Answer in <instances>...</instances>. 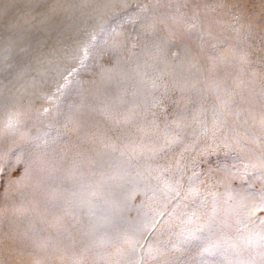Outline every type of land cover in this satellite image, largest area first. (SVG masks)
<instances>
[{
	"label": "snow or ice",
	"instance_id": "obj_1",
	"mask_svg": "<svg viewBox=\"0 0 264 264\" xmlns=\"http://www.w3.org/2000/svg\"><path fill=\"white\" fill-rule=\"evenodd\" d=\"M122 7L127 13L128 5L124 4ZM215 7L205 4L204 17L201 20V12L194 5V23L190 28L201 27L203 22L209 19L208 11L214 10ZM180 8L181 6L177 5L175 13H180ZM160 9L159 4H153L151 8L146 4L137 5L136 18L131 15L122 18L119 13H111L109 20L101 23L98 31L90 34L86 41L78 43L72 49L71 59L78 61V65L70 60L63 71L59 72V79L54 82L55 90L49 97L52 100L63 95L73 82L72 78L78 68L84 67L86 61L94 58L98 48L101 54L106 55L107 62L111 63L115 57L114 69H101L102 73L114 72L109 82L114 85L115 91H104L102 95H98L94 103L87 106V114L81 113L82 119L70 121L65 125L77 133L81 142L88 145L84 148L77 146V155L84 156V160L74 162L73 170H63V176L54 175L43 165L36 173L38 186L49 179L56 181V184L50 185L49 190L42 194L45 197L42 203L46 209L51 205L58 210L52 214V220L44 213L37 212L36 219L30 221L34 230H37V225L41 226L37 230V240L40 241L37 246L50 245V255L59 252L62 261L80 264L77 257L94 253L97 245L111 243V246L115 247L123 242L128 246L126 264H145V258L152 257L154 252L165 257L163 264H179V258L175 256V252L180 250L177 245L170 239L165 241L157 238L158 234H164L166 217L172 215V212L168 211V205L173 204L175 199L177 202L174 208L182 207L187 210L192 206L191 213H184L189 216L186 223L190 225L184 242L198 243L195 251L188 250L189 254L204 257L223 253L228 264H264V216L258 215L264 212V144L260 146L261 154L256 163H251L249 157L242 153H238L236 157L244 165L245 171L252 169L253 175L259 174L257 179L261 181L260 190H242L233 194L229 187L227 199L223 201L222 207L219 206L220 194L216 191L220 180L212 173L222 170L229 173L230 170L227 167L200 170L201 163L206 162L207 157L221 147L236 151L235 145L251 153L248 144L256 142L257 136L264 140V78L259 75L261 65L251 60V45L242 48L239 59L232 65L233 72L229 74L236 87L231 90L225 87L222 91H216L215 102L209 101L205 90L197 87V84L203 83L201 73L199 70L193 73V66L186 58L187 46L183 44L182 37L173 31V25L180 26V21L173 13V5L168 4L163 12ZM111 22L115 23L111 26L108 39H104L105 25ZM129 22L133 25V33L137 25L148 27L150 31L138 36L129 34L125 41L115 43L114 37L124 35L118 29H122L124 24ZM161 32L166 35H161ZM191 34L190 30L185 32V35ZM127 39L134 42L131 48H126ZM101 40L103 45L100 44ZM247 40L245 37L246 43ZM141 42L143 56L139 55L135 48V44ZM125 49L132 53L131 60L121 59L122 50ZM180 53H185V56ZM169 54L171 60L168 59ZM220 63L227 62L221 58ZM12 67L13 65H8V68ZM166 76L170 79L171 87L169 84L160 83ZM9 83L11 84V81ZM176 91L181 93V99L173 100V103L179 106L186 101L185 112L181 116V120L185 122L184 126H188L186 122L191 114L193 119L204 126L205 137L211 133L210 140L206 139L205 146L195 155H192V151L197 147L200 137L197 136L192 144H184L181 128L173 127L168 121L167 107H163L165 115L161 118H157L154 111L162 107L165 100L171 99ZM236 97H239V100ZM43 111L47 113L49 109L45 108ZM209 111L212 112L211 129L207 128L203 119ZM132 119L136 120V124L131 131L124 132L121 125L128 124ZM158 119L164 123L163 130L159 128ZM111 132L120 133V139L127 141L124 147L128 151L119 152L121 158L127 159L121 161L112 158L117 149L111 142ZM133 133H142L138 141ZM180 145H183V148L174 158V167L169 165L163 169H153L151 166H142L139 162L144 155V149L167 157L170 151ZM18 147L23 148V145ZM109 147L110 152L107 151ZM88 152L93 153L96 159L87 156ZM16 161L14 167L19 168L23 162V152L17 155ZM154 171L159 175L153 176ZM187 172H191V175L187 176L188 195H185L183 181ZM3 173L4 168L0 167V175ZM133 173L141 178L151 192V196L148 191L144 192L147 199L141 208L147 207L150 201L156 199L157 189L152 186V180L164 183L168 189V195L161 202L164 211L154 209L151 214L145 211L138 223L125 220L122 225L115 226V235L109 229L101 231L96 226V220L109 202L122 199L125 205H130L136 199V195L123 191L119 184L125 176L131 177ZM165 173H169L167 179H163ZM70 176L78 179V188L57 187V184L63 183ZM201 188L206 194L197 200L195 195ZM189 196L193 197L190 201ZM208 197H211L210 213L203 211L208 206ZM40 203H37V207H40ZM85 209L92 227L86 232L78 229V232H82L78 240L72 230L75 227L77 212ZM233 216L236 219L234 223H230L229 218ZM133 224L135 226H131ZM49 230L55 233L54 240L49 238ZM168 232L170 234V229ZM64 239L69 242L64 243ZM119 251L117 249V252Z\"/></svg>",
	"mask_w": 264,
	"mask_h": 264
},
{
	"label": "rangeland",
	"instance_id": "obj_2",
	"mask_svg": "<svg viewBox=\"0 0 264 264\" xmlns=\"http://www.w3.org/2000/svg\"><path fill=\"white\" fill-rule=\"evenodd\" d=\"M106 1L0 0V167L4 168V173L0 175V201H3V198L6 199L4 204H10L9 202L16 200L19 192L26 193L29 182L33 180L37 182L36 173L41 165H44L46 159L51 162L52 159L58 160L57 154L66 150L64 147L66 137L73 142L79 141L77 133L65 127L70 121H74L69 116L70 111L87 110V106L93 104L95 98L102 95L104 91H108V88L115 91L114 85L110 82H107L104 87L99 85L101 79L113 77L107 72L102 73L101 69H114L116 64L115 57L111 63L107 62L106 55L101 54L98 48L94 58L86 61L84 67L78 68L72 78L73 82L63 95L56 100L49 99L55 90L54 82L59 79V72L63 71L64 66L70 60L78 65V61L71 59L72 49L78 43L86 41L90 34L98 31L100 24L108 21L113 12L119 13L122 18L125 15L136 18L137 5L146 4L151 8L153 4H159L160 10L163 12L168 4H172L173 13L180 21L179 27L172 26L173 31L182 37L183 44L187 46L186 58L193 66V73L199 70L203 78V83L197 84V87L205 90L211 102H215L216 91H222L225 87L230 90L236 87L229 74L233 72L232 65L239 59L242 48H248L251 45L250 58L261 65L259 75L264 78L261 74L264 72V60L261 61L264 59V0H248L247 4H242L243 0H117L114 1L111 8L104 7ZM124 4L128 5L127 13L122 7ZM205 4L216 7L214 10L208 11L209 19L204 21L201 27L190 28V25L194 23L193 6H197L200 10V19L203 20ZM177 5L181 6L180 13H175ZM114 23L105 25L104 39H108V33ZM169 23L171 24V21ZM132 30L133 25L130 22L125 23L122 29H118L124 35L114 37V42L125 41L129 34L138 36L150 31L148 27L139 25L136 26L134 33ZM188 30L192 33L190 36L185 35ZM160 34L166 35L164 32ZM245 37L248 38L247 43ZM133 43V40L127 39L126 48H131ZM100 44L103 45V40L100 41ZM135 48L139 55H144L141 51L142 42L136 43ZM6 49L8 50L6 51ZM109 54H111V50H109ZM180 55L185 56V53H180ZM221 58L227 63L221 64ZM121 59L131 60L132 53L126 49L122 50ZM168 59H172L171 54ZM9 64L13 67L8 68ZM193 82L195 81L193 80ZM160 83L169 84L171 87L170 79L167 76ZM5 85L8 87L6 88ZM179 99H181V93L176 91L171 99L165 100L164 105L154 111L157 118H161L165 115L163 107H167L168 121L173 124V127L181 128L184 144H192L197 136L200 137L197 147L192 151V155H195L200 148L205 146V140H210L211 133L209 132L205 137L204 126L193 119L191 114L186 122L188 126H184L185 122L181 120V116L185 112L186 101L179 106L173 103V100ZM236 99L239 100V97ZM45 108L49 109L47 113L43 111ZM97 119L99 118L97 117ZM203 119L206 121L207 128L211 129L212 112L209 111ZM158 123L160 130H163V121L158 119ZM126 126L130 127L131 121L128 124H122L121 128ZM109 135L111 142L116 146L127 143L120 139L118 132H112ZM141 135L142 133H136L133 136L138 141ZM258 142L264 144V140L257 136L256 142H250L248 148L250 144L257 145ZM21 144L23 148L18 147ZM234 147H236V151H229L221 147L215 153L210 154L207 161L200 165V170L217 167L221 169L227 167L230 170L229 173H225L223 170L212 173L220 180V184L216 188L220 194V207L227 199L226 193L229 187L233 194L242 190L256 192L261 188V181L257 179L259 174L253 175L252 169L245 171L244 165L236 158L238 153H242L249 157L251 163H256L257 157L261 153L259 152L257 155L252 153L253 150L248 153L238 146L234 145ZM53 148H56L57 152L51 156ZM182 148L183 145H180L170 151L167 157L158 155L153 164L150 159L145 157L142 164L144 166L152 164L157 169H163L169 165L174 167V158ZM75 151L77 152L76 149ZM21 152H23V162L19 168H15L17 155ZM168 175L169 173H165L163 179H167ZM188 175H191V172H187L183 181L186 195H188L186 191ZM207 182L205 178V183ZM195 187L194 185V191ZM143 188H145L144 184L137 179L134 183V194L136 199L143 200L142 202L145 203L147 198L140 194ZM155 188L157 189L156 199L150 201L148 206L143 208L149 214L154 209L164 211L161 202L168 195V189L160 182L156 184ZM205 194V190L201 188L196 192L195 198L202 199ZM148 195L151 196V193ZM192 198L189 196V201ZM176 202L174 199L173 204L168 205V211L172 212V215L166 217L164 234H158V239L167 240L170 238L171 232L176 229H179L184 237L188 234L187 228L190 225H187L186 221L189 216H185L180 208H174ZM26 208H28L27 204L4 205L0 206V214L22 213L26 211ZM191 211L192 206L190 205L189 213ZM204 211L211 212V197H208V206ZM125 214L128 218L133 219L132 222L136 223L142 218L141 212L134 210L133 207L127 208ZM81 215V212L78 211L75 222L82 220ZM258 215L264 216V212L258 213ZM191 218L195 219V217ZM235 219L233 216L229 218V222L234 223ZM168 229H170V234ZM189 244H193L191 245L192 250L195 251L196 241L184 245ZM177 246L180 250L175 252V255L178 254L180 264H205L216 259L222 260V264H228L223 253L195 257L181 245L177 244ZM153 255L155 256L146 259L147 263L145 264H163L165 259L163 256L161 258L155 252Z\"/></svg>",
	"mask_w": 264,
	"mask_h": 264
},
{
	"label": "bare ground",
	"instance_id": "obj_3",
	"mask_svg": "<svg viewBox=\"0 0 264 264\" xmlns=\"http://www.w3.org/2000/svg\"><path fill=\"white\" fill-rule=\"evenodd\" d=\"M114 1L116 2L117 0H107L106 2H104V7L111 8L115 3ZM247 1L248 0H243L241 1V3L247 4ZM263 60L264 59H261V61ZM107 74L110 76H114L113 75L114 72H107ZM261 74L264 76V72H262ZM110 79L111 78L109 77L103 80L101 79L99 85L104 87V85L107 84V82H109ZM108 91L114 92L110 88H108ZM81 113H84L86 115L87 110L79 109L77 112L70 111L69 116L72 120L75 121L83 118L81 116ZM98 118L101 119L100 117ZM134 123H136V120L132 119L131 126L130 127L126 126L122 128V130L124 132L131 131L134 126ZM135 134L136 133H133V135ZM66 138L67 139L64 144L66 150L60 151L57 154L58 160L54 161L52 159L51 162L49 159H46L43 163L44 164L43 166L47 167L50 171H52L54 175L63 176L64 174L63 170L65 169L69 171L73 170L74 162L82 161L85 158L82 155H77L75 149L77 150V146H79L80 148H84L87 147L88 145L81 142L80 139L78 142H73L68 137ZM261 144L262 143L259 142L257 145H255V143L250 144L249 148L253 150L252 153L258 155V153L260 152L259 150ZM115 147L117 151L113 154L112 158L121 161L127 159V157L121 158L119 156V152L120 151L127 152L128 149H125L124 145H118V146L115 145ZM107 151L110 152L111 147L108 148ZM56 152L57 149L53 148L51 151V156ZM86 155L91 156L93 159H96L94 154L91 152L86 153ZM157 156H158L157 154L150 152L148 149H144V155L143 157L140 158L139 162L142 166H144L142 164V161L143 158L147 157L148 159L151 160L153 164V161L156 162ZM152 164L151 167L153 169H157ZM86 166L87 165H85V167ZM129 171L131 170L129 169ZM153 173L152 175L156 176L158 172L154 171ZM137 179L142 181L141 178L136 177L134 173L131 175V177L125 176L122 180L119 181V184L121 185V189L125 192H132L134 194V190H135L134 183L135 181H137ZM151 183L152 186L155 187L158 182L153 179ZM160 183L161 185H164L162 181ZM53 184H56V181L54 179H49L47 180L46 183H42L39 186L37 185V182L33 180L32 182H29L27 185L28 191L26 193L19 192L17 199L9 202L10 204H4L6 200L4 198L3 201H0V206H4V205L14 206L21 204H27L28 206V208H26V211L22 213H10L9 215L0 214V264H68L67 260H63V261L61 260L59 252L51 255L49 254V249L51 247L50 245H48L47 247H38L37 244L40 243V241L37 240V230L41 226L37 225V230H34L30 226V221L36 219L35 213L37 212L44 213L49 220H52L53 218L52 214L58 211L56 208L52 207L51 205H48L46 209L44 204L42 203V201L45 199V197L42 194L47 192L49 190V186ZM57 187L61 189L78 188V179L75 176H70L66 180H64L63 183L57 184ZM144 187L145 188H143L140 191V194L144 195L145 191L151 193L145 184ZM142 201L136 199L132 201L130 205H125L122 199H117L109 202L98 214L96 220V226L99 227L101 231H103L104 229L112 230L113 235H115V226L122 225L125 220L130 222L133 221V219L128 218L125 214L127 208L133 207V209L136 211H138L139 209L141 214L146 211L143 208H141L142 205L141 203H144ZM38 202H41L40 207H37ZM180 210L183 213H185V211L189 213V208L185 210L184 208L181 207ZM80 212L82 214L81 215L82 220L75 222V227L72 230L73 234L76 235V238L78 240L81 238L82 232H86L92 227V225L89 224L88 222V213L86 209ZM78 229L82 230V232H78L77 231ZM49 232H50L49 238L54 240L56 238L55 233L52 232L51 230H49ZM169 239L171 240V242L175 243L176 245L177 244L181 245L182 248H185L187 252H189L188 251L189 249H192L191 245L193 244H189L186 246L184 245L185 237L181 235L179 229H176V231H172L170 238H168L165 241H169ZM68 242L69 241L67 239H64V243H68ZM196 243H198V241H196ZM127 247L128 246L123 244L122 242L118 243L115 247L111 246V243H107L104 245H97L94 253H89L86 254L85 256L77 257V259L80 260V264H126ZM117 249H119L120 251L117 252ZM105 253H107V255H105ZM185 255H187L186 252ZM175 256H178V254ZM148 258L149 257H146L145 261ZM182 258L185 259L184 257ZM218 263L222 264V260H217V259L211 260L209 262H206L205 264H218Z\"/></svg>",
	"mask_w": 264,
	"mask_h": 264
}]
</instances>
